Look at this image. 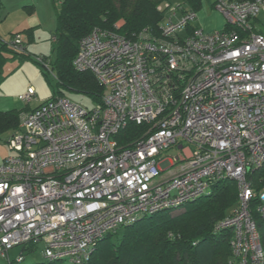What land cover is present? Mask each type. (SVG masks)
<instances>
[{
    "label": "built area",
    "instance_id": "built-area-1",
    "mask_svg": "<svg viewBox=\"0 0 264 264\" xmlns=\"http://www.w3.org/2000/svg\"><path fill=\"white\" fill-rule=\"evenodd\" d=\"M210 6L219 29L166 3L157 35L96 28L80 41L72 65L102 86L101 102L88 109L60 96L19 115L6 142L14 155L0 165V256L41 243L45 259L84 264L106 234L228 179L237 205L215 232L231 229L237 264H263L253 216L264 218V185L255 193L252 177L264 168V0ZM8 45L26 52L19 34ZM33 98L31 87L18 96ZM130 123L151 128L124 147L116 136ZM173 148L177 156L165 154Z\"/></svg>",
    "mask_w": 264,
    "mask_h": 264
},
{
    "label": "trees",
    "instance_id": "trees-1",
    "mask_svg": "<svg viewBox=\"0 0 264 264\" xmlns=\"http://www.w3.org/2000/svg\"><path fill=\"white\" fill-rule=\"evenodd\" d=\"M56 14L55 38L51 52L53 59L42 57L35 63L53 73L58 86L83 92L99 104L102 86L88 72L75 70V58L80 41L92 30L114 31L122 35H135L148 29L154 35L164 19V11L158 10L166 3H179L184 9L198 12L203 0H52ZM119 20L122 26L116 28ZM264 26L260 32H264ZM156 33V34H155ZM7 44L0 47V78L7 54L18 59L33 60L27 53L10 49ZM49 64V65H48ZM50 69V70H49ZM59 91V90H58ZM63 96V95H62ZM60 97V92L51 96ZM65 97V96H63ZM21 110L0 111V134L17 129ZM150 124L130 123L116 136L118 144L128 146L145 136ZM264 168L254 179V192L264 185ZM257 177V180H256ZM253 182V181H252ZM255 199V198H254ZM255 201V200H254ZM237 205L236 184L232 180L213 182L208 194L185 204V211L177 216H169L166 210L153 215H145L131 224L118 228L99 239L84 264H237L230 248L231 232H215V225ZM257 231L264 253V218L254 214ZM31 248L29 247V250ZM26 248H22L23 257ZM24 258V257H23ZM9 261L8 264H23ZM30 264H70L64 260H48ZM264 264V262H263Z\"/></svg>",
    "mask_w": 264,
    "mask_h": 264
},
{
    "label": "rangeland",
    "instance_id": "rangeland-1",
    "mask_svg": "<svg viewBox=\"0 0 264 264\" xmlns=\"http://www.w3.org/2000/svg\"><path fill=\"white\" fill-rule=\"evenodd\" d=\"M38 1L43 2L44 0H38ZM211 2L212 0H204L202 8L198 11L199 20L195 22V24L197 25L199 24L204 30L219 29L223 26L224 23V20L221 17V15L216 11H214L210 6ZM43 10L44 7L41 5L40 11ZM31 17L37 19V12H33L32 15L27 16V18H31ZM258 18L262 21V24L264 26V14H260ZM117 23L119 26H122L124 21L119 20ZM36 43H39L40 47L37 49L33 48L34 50L32 49L30 50L31 53H34V55H31L33 60L26 59L24 61H21L18 59H13V60H8L5 63L3 67L2 76L0 78V82H1L0 111H6L4 109L10 110L13 109V107L19 108V104L21 106L22 103L19 102L17 97L23 95L27 91L28 87H31L34 90L37 98V100H35L34 102L32 101L30 103L31 106L35 105L37 101H45L49 99L51 96L55 95V92L56 95L60 92V96L63 95L65 96V98L67 97L69 100L78 103L85 108L91 109L95 107L97 104L93 102V100L89 95L83 92H77L66 89L63 86H58L57 84L58 81L56 76L50 71H47L41 65L34 62V60H36L37 57L38 58L44 57L42 55H46V57L50 59L54 58V55L51 52L52 47H51L50 35L47 33L46 38H42L41 41L38 40L36 41ZM28 46L30 47V44ZM4 107H8V108H4ZM10 134H11V130L0 134V165L7 157L14 155V152L9 149V146L6 143ZM178 152H179L178 149L173 148L167 150L165 154L168 156H177ZM261 175L264 176V173L261 172ZM234 207L235 205L226 214L228 215L229 212ZM184 211H185L184 207L181 206L180 208L170 210L169 216H177L183 213ZM24 247L26 248V250L24 251L23 254L24 257V260L22 262L23 264L36 263L43 260V254H42L43 246L41 243L36 245L17 246L12 248L11 250L8 251L7 254L8 260L15 261L17 257L20 255L22 248ZM29 247L31 248L30 250ZM8 260L7 258L0 256V264H8Z\"/></svg>",
    "mask_w": 264,
    "mask_h": 264
},
{
    "label": "crops",
    "instance_id": "crops-1",
    "mask_svg": "<svg viewBox=\"0 0 264 264\" xmlns=\"http://www.w3.org/2000/svg\"><path fill=\"white\" fill-rule=\"evenodd\" d=\"M41 5L44 7L43 11H40ZM33 12H37V19L34 17L27 18V16L32 15ZM55 28H56V14H55V7H54L52 0H44L43 2L38 1V0H0V47L4 44L8 45L11 38L15 34H19L21 35L23 40L25 37L24 42L26 44L27 53H29L30 55H34V53H31L30 50L31 49L34 50L33 48H36V49L39 48L40 44L36 43V41L38 40L41 41L42 38H46L47 33L50 35L51 47L53 46L54 41H55V38L53 37ZM212 30L213 29H208L206 31H212ZM29 44H30V47L28 46ZM5 56L7 60H5L3 67L8 60L18 59L17 57H13V55L11 54H7ZM42 56H44L45 58H48L46 57V55H42ZM2 72H3V68H2ZM35 100H37L36 94L32 101L34 102ZM19 102L22 103L21 106L18 103L19 108L13 107V109H10V110L31 111L34 108H36L42 101H37V103L33 106H31L30 104L31 102L27 104L21 102L20 100ZM4 108H8V107H4ZM4 110L10 111L7 109H4ZM6 111H2V112H6ZM17 127H18V124H17ZM13 132L14 131H12L11 133ZM171 172H172L171 169L164 170L162 172L163 178L168 179L169 176L171 175Z\"/></svg>",
    "mask_w": 264,
    "mask_h": 264
},
{
    "label": "clouds",
    "instance_id": "clouds-1",
    "mask_svg": "<svg viewBox=\"0 0 264 264\" xmlns=\"http://www.w3.org/2000/svg\"><path fill=\"white\" fill-rule=\"evenodd\" d=\"M25 45H26V44H25ZM8 46H9V45H8ZM25 93H26V92H25ZM25 93H24V94H25ZM34 96H35V92H34ZM61 97H63V96H61ZM50 98H51V97H50ZM66 98H67V97H66ZM33 99H34V98H33ZM33 99H32V100H33ZM21 102H22V101H21ZM30 102H31V101H30ZM30 102H29V103H30ZM42 102H43V101H42ZM22 112H24V111H21V113H22ZM21 113H20V114H21Z\"/></svg>",
    "mask_w": 264,
    "mask_h": 264
},
{
    "label": "bare ground",
    "instance_id": "bare-ground-1",
    "mask_svg": "<svg viewBox=\"0 0 264 264\" xmlns=\"http://www.w3.org/2000/svg\"><path fill=\"white\" fill-rule=\"evenodd\" d=\"M24 103V102H23ZM25 104H27V103H25ZM231 231V229H229L227 232H230ZM263 262H264V260H263Z\"/></svg>",
    "mask_w": 264,
    "mask_h": 264
}]
</instances>
